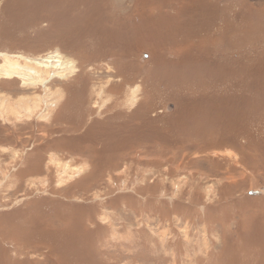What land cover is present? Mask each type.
I'll use <instances>...</instances> for the list:
<instances>
[{
	"label": "rangeland",
	"instance_id": "1",
	"mask_svg": "<svg viewBox=\"0 0 264 264\" xmlns=\"http://www.w3.org/2000/svg\"><path fill=\"white\" fill-rule=\"evenodd\" d=\"M50 54L0 79V264H264V0H0V65Z\"/></svg>",
	"mask_w": 264,
	"mask_h": 264
},
{
	"label": "bare ground",
	"instance_id": "2",
	"mask_svg": "<svg viewBox=\"0 0 264 264\" xmlns=\"http://www.w3.org/2000/svg\"><path fill=\"white\" fill-rule=\"evenodd\" d=\"M46 57L47 58L45 59H26L24 57H18L19 61L22 59L25 63L21 66L17 60H11L4 56V62L0 65V79H17L20 80L23 85H29L31 87V85L35 86L37 84L45 86L47 81H42V74L47 75V69H50V73L54 71L55 73L69 72V74H72L74 64L70 60L59 56V54H50ZM30 101L32 102V108L34 109L36 98L28 100V102Z\"/></svg>",
	"mask_w": 264,
	"mask_h": 264
},
{
	"label": "water",
	"instance_id": "3",
	"mask_svg": "<svg viewBox=\"0 0 264 264\" xmlns=\"http://www.w3.org/2000/svg\"><path fill=\"white\" fill-rule=\"evenodd\" d=\"M264 192V189L262 191H250L249 195H261Z\"/></svg>",
	"mask_w": 264,
	"mask_h": 264
}]
</instances>
